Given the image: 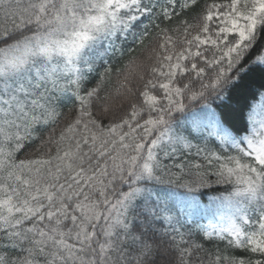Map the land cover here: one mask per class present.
<instances>
[{"label":"snow or ice","instance_id":"obj_1","mask_svg":"<svg viewBox=\"0 0 264 264\" xmlns=\"http://www.w3.org/2000/svg\"><path fill=\"white\" fill-rule=\"evenodd\" d=\"M198 6L0 0V264H264V120L229 123L234 92L257 70L264 79V0H212L192 23ZM150 28L160 40L153 62L130 60L132 71L116 69V93L105 92L106 57L123 55L129 36L143 44ZM133 72L150 77L141 103L129 100ZM191 102L218 150L178 130L174 113ZM192 149L206 166L171 164L178 175L164 163ZM186 168L194 178L181 183ZM173 183L190 193L229 185L214 198L228 226L192 228L172 214L156 186ZM213 242L225 247L205 249Z\"/></svg>","mask_w":264,"mask_h":264},{"label":"trees","instance_id":"obj_2","mask_svg":"<svg viewBox=\"0 0 264 264\" xmlns=\"http://www.w3.org/2000/svg\"><path fill=\"white\" fill-rule=\"evenodd\" d=\"M212 0H198L199 6L194 10L187 13L189 21L195 23V20L192 19L196 13L200 12L203 9V6L206 3H211ZM147 23V21H145ZM165 25H161L164 27ZM160 40L157 36V29L150 28L149 35L144 39L143 44L137 43V41L129 36L127 41L122 45L123 55L116 53L108 59L109 66L112 68L110 78L105 82L104 89L105 92H110L115 94L117 88H119V82L122 79V75H118L116 69H121L124 71H132L131 69H125V65L129 63L130 60L135 61V63H145L151 64L154 60V54L152 49L156 48L158 50V45ZM152 59H149V57ZM104 67L98 66L97 74L94 76L95 79H99V72H103ZM134 77V82L137 85V96L131 97L129 100L131 103H141L142 97H139L138 93L144 90L143 85L147 79L150 77L145 72V79L139 80L136 77L135 72L132 73ZM248 83L251 87H246L240 90H237L233 94L232 104L235 106L234 112L229 117L230 126L240 129L246 127V122L248 117L251 115L253 108L256 106L258 101L261 99L260 93L264 91L261 89V83H264V79L261 78V73L259 70L253 72L248 78ZM153 94L161 96L162 91L160 90H151ZM122 97L117 98V103H120ZM129 100L123 101L122 110L117 112V118L124 115L129 110ZM162 103H164L162 101ZM185 103H189L185 100ZM259 105V104H257ZM257 107V106H256ZM202 109V106L197 102H191V106L188 110L183 113H174V116L180 121V125L186 122L187 118L191 116L192 113H195L196 110ZM67 113V108L65 109ZM146 118V117H145ZM66 119H71L70 116H67ZM65 123V120L61 121V125ZM186 127V128H184ZM184 128V129H182ZM179 131H182L185 135L189 136V139L192 140L193 144L204 146L205 139H207V144L210 148H217V141L214 137L209 135V132L205 128H200L198 131L194 130L192 126H179ZM218 150V148H217ZM27 153L29 155H35L33 149H28ZM195 149H192V155L179 156L175 161L165 160L164 163L170 166V171L179 175V170L171 167L173 163H180L181 161H191L193 163H200L206 166V161L203 157H196L194 155ZM20 158H24L23 154ZM202 171L205 169H201ZM195 170H191L194 172ZM191 172L186 168L184 174L180 178V182H187L194 178ZM165 180L175 179V177H170L168 175L164 176ZM215 179V177H212ZM157 190L160 192L162 201L166 202L169 208L172 211V214L177 215L185 222L189 227L195 228L196 226H202L203 228L211 231L213 229L225 228L228 226V209L226 206L222 205L218 200L214 199L221 195L226 194L230 190L229 185H213L212 188H201L199 191L188 192L186 188L177 187L175 183L168 185H157ZM199 239V238H197ZM215 247L224 248L223 243H206L205 249L211 250ZM203 255V253H201ZM174 259V256H173ZM195 264V261H194Z\"/></svg>","mask_w":264,"mask_h":264},{"label":"rangeland","instance_id":"obj_3","mask_svg":"<svg viewBox=\"0 0 264 264\" xmlns=\"http://www.w3.org/2000/svg\"><path fill=\"white\" fill-rule=\"evenodd\" d=\"M259 101L257 104H259ZM257 104H256L257 107L255 106L251 112V117L253 120L259 122L261 120H264V110L261 109L260 104L259 105ZM180 126H192V128H194L196 131H198L200 128H205L207 132L211 131L210 128L205 127V122L202 116V109L196 110L195 113H192L191 116L187 118L186 122H184Z\"/></svg>","mask_w":264,"mask_h":264}]
</instances>
